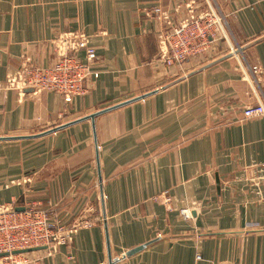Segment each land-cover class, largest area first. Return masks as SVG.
Here are the masks:
<instances>
[{"label":"crops","instance_id":"obj_1","mask_svg":"<svg viewBox=\"0 0 264 264\" xmlns=\"http://www.w3.org/2000/svg\"><path fill=\"white\" fill-rule=\"evenodd\" d=\"M188 4L213 9L222 30L201 55L165 66L153 9L176 23ZM64 33L94 49L98 77L84 93L7 87L25 62L51 65ZM252 65L264 68V0H0V203L32 205L66 230L92 220L22 257L264 264V115L241 113L264 102Z\"/></svg>","mask_w":264,"mask_h":264},{"label":"built area","instance_id":"obj_2","mask_svg":"<svg viewBox=\"0 0 264 264\" xmlns=\"http://www.w3.org/2000/svg\"><path fill=\"white\" fill-rule=\"evenodd\" d=\"M190 6L188 4L186 15L176 23L160 8L153 9L165 25L156 32L158 59L165 66L180 65L201 55L222 30V18L213 9L196 12ZM53 51L56 57L51 65L40 67L25 62L6 77L7 87L16 89L20 94L27 90L34 94L51 91L65 99L84 93L86 80L98 77V72L91 68L95 59L93 47L88 45L82 34L64 33L53 42ZM248 68L259 87L264 85V68L257 65ZM241 113L244 118L264 115V102L246 105ZM180 214L190 218L187 209H181ZM91 223L92 220H86L66 230L58 222L56 226L51 225L48 217L32 205L18 211L13 206L0 203V253H5L0 256V264H32L27 257H22L23 253L11 252L36 246L48 247L54 240L55 243L70 240L78 227H87ZM60 230L62 232L58 233ZM196 257L199 258V254Z\"/></svg>","mask_w":264,"mask_h":264},{"label":"water","instance_id":"obj_3","mask_svg":"<svg viewBox=\"0 0 264 264\" xmlns=\"http://www.w3.org/2000/svg\"><path fill=\"white\" fill-rule=\"evenodd\" d=\"M95 114L93 115H90L88 118H93ZM70 123H67L65 125H62V126H58V127H54L48 131H45V133H49V132H52V131H55L56 129L60 128V127H64L66 125H68ZM45 133H41V134H45ZM41 134H36V135H32V136H38V135H41ZM2 139H7V138H4V137H0V140ZM152 241H149L147 243H143L141 245H138L136 247H133L127 251H125V253L122 255L123 257H128V256H131L139 251H141L142 249H144L145 246H147L148 244H150ZM45 246H36V247H29V248H24V249H18V250H14L12 251L11 253L12 254H17V253H23V252H31V251H36V250H41V249H44ZM5 253H0V256L4 255ZM109 264H111V262H109Z\"/></svg>","mask_w":264,"mask_h":264},{"label":"rangeland","instance_id":"obj_4","mask_svg":"<svg viewBox=\"0 0 264 264\" xmlns=\"http://www.w3.org/2000/svg\"><path fill=\"white\" fill-rule=\"evenodd\" d=\"M223 28H224V31H225V34H227L228 35V33H227V29H226V26L225 25H223ZM57 224V223H56ZM56 224H55V226H56ZM53 231H55V230H53ZM59 232H62V230H60V231H58V233ZM56 237L58 238V235H56ZM55 243V240H54V242H53V244ZM52 244V243H51ZM56 244V243H55ZM197 255V254H196ZM199 256H200V254H199ZM201 258V256L199 257V258H197L196 257V259H200Z\"/></svg>","mask_w":264,"mask_h":264}]
</instances>
